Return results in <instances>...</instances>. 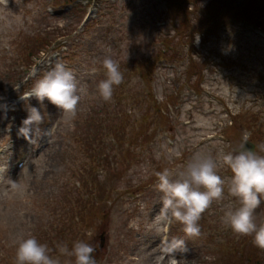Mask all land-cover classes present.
Masks as SVG:
<instances>
[{
    "label": "rangeland",
    "instance_id": "obj_1",
    "mask_svg": "<svg viewBox=\"0 0 264 264\" xmlns=\"http://www.w3.org/2000/svg\"><path fill=\"white\" fill-rule=\"evenodd\" d=\"M64 1L0 0V264H15V242L21 235L65 242L69 248L82 240L95 249L96 264H215L217 245L230 231L222 223L223 213L234 198L225 188V199L214 202L199 221L202 235L190 238L174 218L157 220L163 194L155 187V173L168 169L175 178L197 153L216 156L236 148L244 131L239 119L243 111L264 118V35L249 26H234L204 45V36L194 33L193 59L201 57L206 65L195 92L185 84V63L160 59L146 78H136L138 73L132 70L133 61L160 55L170 48L169 39L178 35L171 19L162 24L158 16L165 10L158 3L165 5L164 0H73L68 5ZM205 3L196 5L202 8ZM51 29L66 36L54 38L22 64L16 47L24 41L45 47L35 41L32 45L31 38L43 37ZM105 56L133 73L122 71L125 81L119 95L129 120L140 126L132 125L136 137L148 136L151 127L140 120L138 109L130 107V93L141 101L145 93L162 116L152 125L151 142L128 141L133 131L126 124L127 136L118 139L120 145L107 131L99 146L112 164L92 159L88 140L90 119L94 122L91 108L106 104L97 89L106 78ZM58 61L84 88L72 120L47 99L43 104L35 97L21 99ZM131 80L127 93L125 85ZM115 93L119 97L118 88ZM28 106L45 118L39 133L33 126L31 142L19 135ZM127 147L138 163L124 172ZM220 175L231 173L225 168ZM257 216L264 222V203ZM174 240L183 243L171 251ZM160 249L170 258L159 254ZM61 264H68V259L61 257Z\"/></svg>",
    "mask_w": 264,
    "mask_h": 264
},
{
    "label": "clouds",
    "instance_id": "obj_2",
    "mask_svg": "<svg viewBox=\"0 0 264 264\" xmlns=\"http://www.w3.org/2000/svg\"><path fill=\"white\" fill-rule=\"evenodd\" d=\"M195 43L199 45L200 35L196 34ZM102 66L106 78L98 85V93L104 102H111L115 87L123 83V73L119 63L111 56H105ZM82 86H78L73 71L57 62L50 71L36 81L30 91L23 93L22 100L35 97L41 104L47 99L60 109L66 120L75 119ZM28 116L22 121L19 135L31 142L33 126L39 133V125L44 122L40 110L27 107ZM52 129L47 135H50ZM251 132L244 130L242 139L236 148L216 156L195 154L184 171L173 178V174L164 169L156 172L158 183L155 187L163 194L162 208L157 220L168 221L174 218L183 227L182 231L190 238L201 234L199 221L203 213L214 203L225 199V188L234 202L226 206L222 223L235 235L252 237V244L264 251V222H258L257 209L264 203V143L255 145V150L246 148ZM227 169L231 175L222 177L221 169ZM183 242L173 241L171 251ZM95 249L82 240L69 248L66 243H57L54 248L41 243L34 235L19 236L15 242V264H61V257L71 264H96L93 258ZM55 253V255H54ZM173 264H176L173 261Z\"/></svg>",
    "mask_w": 264,
    "mask_h": 264
},
{
    "label": "trees",
    "instance_id": "obj_3",
    "mask_svg": "<svg viewBox=\"0 0 264 264\" xmlns=\"http://www.w3.org/2000/svg\"><path fill=\"white\" fill-rule=\"evenodd\" d=\"M73 0H65L64 4L68 5L73 3ZM91 1V0H85ZM165 5L158 3V6L163 9L158 16L164 21L171 19L172 26L176 25L177 37L174 40L170 38L168 45H166L168 50H165L160 55L158 53L150 58L146 56L144 59L139 58L132 62L134 68L132 70L137 71L136 78H146L151 73V66L156 64L160 59H164L167 62L175 64V62L185 63L186 69L182 73L185 77V84H190L195 92H198L199 86L202 85V80L204 78L203 70L206 68L204 62L201 61V57L196 61L193 59L195 45L193 44L194 38L193 34L198 32L203 35L205 39H202L201 44H207L211 40L217 39L225 30L232 28L234 26L242 27H253L261 31L264 34V0H164ZM206 2L205 7L198 8L196 3ZM61 3V2H59ZM190 8V11L187 9ZM199 15L200 17H198ZM207 17V18H204ZM212 23V24H211ZM209 27L207 31H202L201 28ZM46 28V27H44ZM42 30H40V33ZM66 32H56L54 29L47 31L43 34V37H39V34H35L31 38V44L38 43V45H44L45 47H31L25 41L22 47H16L17 53L21 54V63L28 64L30 59L34 55L41 52L42 49L48 48L54 38L66 36ZM70 33V31H69ZM65 34V35H64ZM189 36V37H188ZM186 38V40H184ZM187 38L190 40L187 41ZM186 48V49H185ZM186 50V53L184 52ZM193 54V55H192ZM153 59L155 60L153 62ZM188 62V63H187ZM135 63V64H133ZM120 71L132 76V72L128 67H121ZM130 71V72H129ZM122 72V73H123ZM136 73V72H135ZM125 81V76L123 75ZM133 80L125 85V90L127 93L132 90L130 84ZM194 82V85L191 83ZM123 85H119L114 89V95L111 102L106 103L102 108H91L93 120L90 119V132L88 140L91 141L92 145L89 146L90 155L92 159H97L100 162H108L110 158L107 154H103V149L99 145H103V136L107 133H111L110 138L126 139L127 133L124 125L128 126V131H133V134H128V141L130 140H143L151 142L150 140L154 137V129L152 127L156 120L161 121L162 116L158 108L154 107L149 96L145 97V93L141 94L142 101L134 93H130V107L134 110L139 111L141 121H145L146 127H151V131L148 136L142 135L141 137H136L137 132L133 129L132 125L139 126L129 120V115L125 111L124 99L119 95L120 90ZM12 88V87H11ZM118 88V96H116L115 90ZM123 90V89H122ZM150 95L148 88L144 89ZM170 100L175 102V98L171 97ZM146 101V102H144ZM124 105V106H123ZM249 114V117L247 116ZM242 127L244 130L251 132L250 140L253 141L255 145L264 143V118L259 116V113H254L252 111L242 112L239 115ZM126 120V121H125ZM140 127V126H139ZM146 133V130H145ZM113 142L115 143L114 139ZM131 147V145H130ZM135 154L130 151L127 147L125 164H121L124 172L130 168L134 163H138V159H135ZM109 164H112L111 162ZM108 165V164H107ZM124 165V167H123ZM200 226V223H199ZM203 231H201V236ZM229 236L222 239L221 243L217 245L216 257L217 260L215 264H264V251L256 248L252 244V237H241L235 235L231 230L228 232ZM230 234L233 235L230 237ZM60 236V235H59ZM41 243H46L50 248H54L56 243L49 240H41ZM65 243V242H61ZM245 246V247H244Z\"/></svg>",
    "mask_w": 264,
    "mask_h": 264
},
{
    "label": "water",
    "instance_id": "obj_4",
    "mask_svg": "<svg viewBox=\"0 0 264 264\" xmlns=\"http://www.w3.org/2000/svg\"><path fill=\"white\" fill-rule=\"evenodd\" d=\"M246 148L250 149V150H255V145L252 142H248L246 144Z\"/></svg>",
    "mask_w": 264,
    "mask_h": 264
},
{
    "label": "bare ground",
    "instance_id": "obj_5",
    "mask_svg": "<svg viewBox=\"0 0 264 264\" xmlns=\"http://www.w3.org/2000/svg\"><path fill=\"white\" fill-rule=\"evenodd\" d=\"M161 245H162L163 247H165L164 244L161 243ZM158 250H159V249H158ZM160 253H163V254H165V257L170 258V255H169L166 251L160 249L159 254H160Z\"/></svg>",
    "mask_w": 264,
    "mask_h": 264
}]
</instances>
